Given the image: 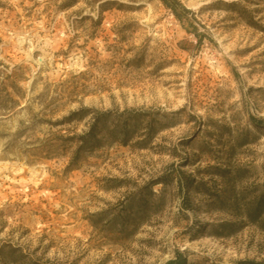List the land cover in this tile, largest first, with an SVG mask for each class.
<instances>
[{
  "label": "rangeland",
  "instance_id": "374dc122",
  "mask_svg": "<svg viewBox=\"0 0 264 264\" xmlns=\"http://www.w3.org/2000/svg\"><path fill=\"white\" fill-rule=\"evenodd\" d=\"M179 1L0 0V264H264V0Z\"/></svg>",
  "mask_w": 264,
  "mask_h": 264
},
{
  "label": "trees",
  "instance_id": "16d2710c",
  "mask_svg": "<svg viewBox=\"0 0 264 264\" xmlns=\"http://www.w3.org/2000/svg\"><path fill=\"white\" fill-rule=\"evenodd\" d=\"M168 10H170L172 12V14L180 21H182V16H187L191 14V11L189 9H187L186 7H184L179 0H159ZM190 32L195 36L198 37V32L197 29L195 27H193L191 25V29ZM110 114L109 113H104L102 115H100V117L95 119V122L92 123L91 128L89 129L88 132L83 133L82 135H78V136H73V137H67L64 142L65 143H74L76 142L78 144L77 150L75 152V155L77 156L78 154H80L82 151H84L85 148H100L103 145H106V143H110V139L109 141H106L102 138H99V132H98V122L101 121L103 118H107ZM108 135L112 140H117L119 138V136H125V132L119 131L117 128L111 129L109 131H107ZM74 163V160L71 162L72 166ZM262 202L263 200H261L259 202V204H257L258 209L260 210V208L262 207ZM262 214L259 215V217H261ZM165 264H186V258L184 257V255L179 252L176 251L175 253V258L172 260L167 261Z\"/></svg>",
  "mask_w": 264,
  "mask_h": 264
}]
</instances>
